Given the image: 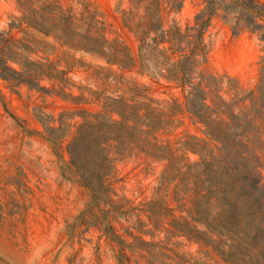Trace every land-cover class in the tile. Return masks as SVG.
Segmentation results:
<instances>
[{"label":"rangeland","instance_id":"rangeland-1","mask_svg":"<svg viewBox=\"0 0 264 264\" xmlns=\"http://www.w3.org/2000/svg\"><path fill=\"white\" fill-rule=\"evenodd\" d=\"M243 1L0 0L7 65L66 96L0 79V264H264V156L230 116L264 57Z\"/></svg>","mask_w":264,"mask_h":264},{"label":"trees","instance_id":"trees-1","mask_svg":"<svg viewBox=\"0 0 264 264\" xmlns=\"http://www.w3.org/2000/svg\"><path fill=\"white\" fill-rule=\"evenodd\" d=\"M241 8L251 16L250 23L254 25V20L259 19L264 21V3H259L254 0H246L241 2ZM256 29L260 30L262 27L257 26ZM264 43V36L259 39ZM17 60L14 63L20 66V71H16L13 68L7 65V58L3 51L0 50V79L8 84H11L13 87H19L22 85L28 86L30 88L38 89L48 93L51 96H61L66 97L63 93V88H59L54 82L59 81L61 84L65 82L63 79L65 72H58L53 68H47L43 70L44 65L36 64L34 70L28 68V63L25 56L21 54H15ZM259 79L257 85L253 90L248 92V94L243 98H238L230 104V107L234 108L239 105H244L246 102L249 103V109H246L245 112L237 117L230 114L233 120H241L245 124V128L240 130V132L233 134L234 138L243 142L245 161L248 164H252L253 161L258 162L259 157L255 156L256 152H260L264 156V131L263 128H255L253 125L256 122H261L264 127V57L261 58L259 63ZM43 79H47L52 83V87L49 90L39 88V83ZM205 100V99H203ZM215 116H219L222 112L215 108L213 111ZM249 145H253L252 148H249ZM255 167H251L250 171L254 172ZM258 179L254 181L252 187L255 192H261L264 195V186L259 187L260 183V173L257 174ZM264 201V198H261Z\"/></svg>","mask_w":264,"mask_h":264}]
</instances>
